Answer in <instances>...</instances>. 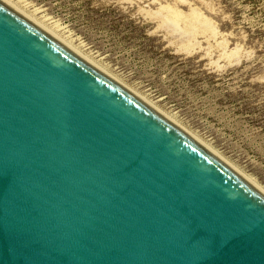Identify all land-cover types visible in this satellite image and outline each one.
I'll use <instances>...</instances> for the list:
<instances>
[{
  "label": "water",
  "instance_id": "water-1",
  "mask_svg": "<svg viewBox=\"0 0 264 264\" xmlns=\"http://www.w3.org/2000/svg\"><path fill=\"white\" fill-rule=\"evenodd\" d=\"M0 264H264V195L0 0Z\"/></svg>",
  "mask_w": 264,
  "mask_h": 264
},
{
  "label": "rangeland",
  "instance_id": "rangeland-1",
  "mask_svg": "<svg viewBox=\"0 0 264 264\" xmlns=\"http://www.w3.org/2000/svg\"><path fill=\"white\" fill-rule=\"evenodd\" d=\"M8 1L264 190V0Z\"/></svg>",
  "mask_w": 264,
  "mask_h": 264
},
{
  "label": "bare ground",
  "instance_id": "bare-ground-1",
  "mask_svg": "<svg viewBox=\"0 0 264 264\" xmlns=\"http://www.w3.org/2000/svg\"><path fill=\"white\" fill-rule=\"evenodd\" d=\"M6 2H8L9 4H11L14 8H16L18 11H20L21 13H25V11H21L20 9L17 8V6L13 5L10 1L8 0H5ZM25 16H27L28 18H30L31 20H33L30 16L24 14ZM34 18V17H33ZM35 23H37L39 26H41L40 22L38 21H35L33 20ZM43 25V24H42ZM44 26V25H43ZM43 26H41L43 28ZM47 28V27H46ZM46 28H43L46 30ZM47 32H49L52 36H54L57 40H59L62 44H64L67 48H69L72 52H74L75 54H77L79 57H81L82 59H84L86 62H88L89 64H91L92 66H94L96 69H98L99 71H101L103 74H105L106 76H108L109 78H111L113 81H115L116 83H118L120 86H122L123 88H125L127 90V88L122 85L120 82L116 81V79H114L113 77H111V75L105 73L103 70H101V68L99 69L94 63L90 62V60L86 59V57L84 56H81L80 54L77 53L76 51V48H74L73 46V49L71 46H69L67 43H64V40L63 42L60 40L61 38L57 37V35H54L53 33L55 32H51L49 30H46ZM80 53V52H79ZM127 91H129L131 93V91L128 89ZM133 92V91H132ZM135 93V92H133ZM137 95V94H136ZM135 94L134 96L137 97ZM139 98L142 102H144L140 96L137 97ZM148 107H150L152 110H154L156 113H158L160 116H162L165 120H167L169 123H171L173 126H175L177 129H179L181 132H183L185 135H187L189 138H191L193 141H195L197 144H199L201 147H203L205 150H207L209 153H211L214 157H216L219 161H221L223 164H225L227 167H229L230 169H232L234 172H236L239 176H241L244 180H246L249 184H251L255 189H257L261 194L264 195V190H262L261 188H259L258 186H256V184H254L252 181H250V179H247L244 174H241L239 171H237L236 169L233 168V166H231L230 164H228V162H226L225 160H223L222 158H220L221 156H218L217 153H215L208 145H205L204 143L200 142L199 139L195 138L193 135H191V133L189 134L185 129H182L181 127H179V124H176L175 122H173L168 116H166L164 113L162 112H159V110H156V108L149 104V103H146L144 102Z\"/></svg>",
  "mask_w": 264,
  "mask_h": 264
}]
</instances>
